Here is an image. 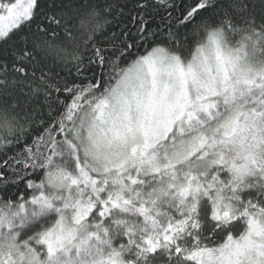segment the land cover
<instances>
[{
  "label": "snow or ice",
  "instance_id": "6c2138e0",
  "mask_svg": "<svg viewBox=\"0 0 264 264\" xmlns=\"http://www.w3.org/2000/svg\"><path fill=\"white\" fill-rule=\"evenodd\" d=\"M0 264H264V0H0Z\"/></svg>",
  "mask_w": 264,
  "mask_h": 264
},
{
  "label": "trees",
  "instance_id": "16d2710c",
  "mask_svg": "<svg viewBox=\"0 0 264 264\" xmlns=\"http://www.w3.org/2000/svg\"><path fill=\"white\" fill-rule=\"evenodd\" d=\"M13 2H14V0H13Z\"/></svg>",
  "mask_w": 264,
  "mask_h": 264
}]
</instances>
